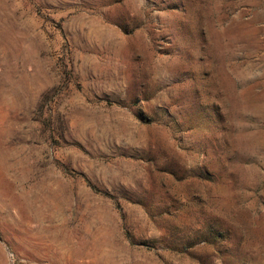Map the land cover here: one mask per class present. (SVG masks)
Wrapping results in <instances>:
<instances>
[{"label":"rangeland","instance_id":"1","mask_svg":"<svg viewBox=\"0 0 264 264\" xmlns=\"http://www.w3.org/2000/svg\"><path fill=\"white\" fill-rule=\"evenodd\" d=\"M0 264H264V0H0Z\"/></svg>","mask_w":264,"mask_h":264},{"label":"trees","instance_id":"2","mask_svg":"<svg viewBox=\"0 0 264 264\" xmlns=\"http://www.w3.org/2000/svg\"><path fill=\"white\" fill-rule=\"evenodd\" d=\"M217 236L222 235V232L218 231L215 233ZM215 237V236H214Z\"/></svg>","mask_w":264,"mask_h":264}]
</instances>
